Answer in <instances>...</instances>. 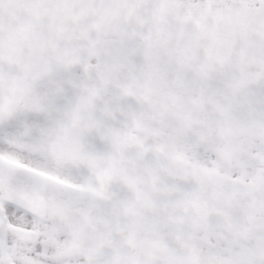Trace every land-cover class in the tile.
Instances as JSON below:
<instances>
[{
  "label": "snow or ice",
  "instance_id": "snow-or-ice-1",
  "mask_svg": "<svg viewBox=\"0 0 264 264\" xmlns=\"http://www.w3.org/2000/svg\"><path fill=\"white\" fill-rule=\"evenodd\" d=\"M0 264H264V0H0Z\"/></svg>",
  "mask_w": 264,
  "mask_h": 264
}]
</instances>
